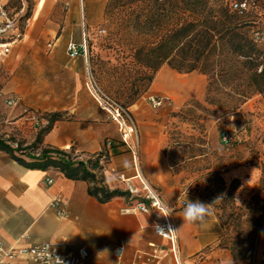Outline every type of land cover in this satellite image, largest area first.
Listing matches in <instances>:
<instances>
[{"label":"crops","instance_id":"0c3cea01","mask_svg":"<svg viewBox=\"0 0 264 264\" xmlns=\"http://www.w3.org/2000/svg\"><path fill=\"white\" fill-rule=\"evenodd\" d=\"M62 1L32 0V9L26 16V0H21L22 6L18 9L11 5L13 0H2L6 7L20 11L23 36L11 45L10 53L0 62L1 129L10 137V142L25 147L46 126L48 114L61 113L63 117L43 135L41 148L60 149L82 161L103 150L110 155V165L123 169L132 182L140 186V180L144 179L153 186L146 179L149 167L141 166L139 148L142 160L149 162L158 158L160 145L151 146L146 140L140 146L136 140V154H133L123 143L121 126L88 88L86 75L90 70V59L88 51L84 55L81 50L86 33L79 22L67 21L58 15V3ZM70 42L79 50L76 57H70L67 52ZM167 76L168 71L162 68L154 77L150 92L151 88L166 90L170 85ZM158 77L166 81L164 87L155 85ZM155 96L150 94L147 99ZM11 97L18 99L16 105L6 103ZM149 106L153 107L151 103ZM133 107L139 113L145 109L149 111L142 101L127 109ZM31 112L42 118L40 126L29 119ZM125 132L134 145L128 127ZM111 145L115 146L114 150ZM22 157L27 159L26 155ZM47 178H52L53 183L47 184ZM87 188V182L68 179L53 168H27L0 150V241L5 247L52 242L58 245L61 253H74L85 248L89 257L82 264H131L137 251L150 250V243L167 250L159 264L239 262L232 258L229 250L218 245L219 223L213 210L203 224L183 221L179 199H199L207 203L197 194L182 196L168 185L159 192L162 202L175 209L172 213L176 225L173 251L170 242L154 232L155 219L151 214L124 211L128 202L123 198L100 203L88 194ZM55 196L65 202V217H59L49 206ZM120 240L125 246L121 258H117L114 249Z\"/></svg>","mask_w":264,"mask_h":264},{"label":"rangeland","instance_id":"374dc122","mask_svg":"<svg viewBox=\"0 0 264 264\" xmlns=\"http://www.w3.org/2000/svg\"><path fill=\"white\" fill-rule=\"evenodd\" d=\"M107 1L63 0L58 3V15L79 22L85 30L95 87L126 107L137 85V64L128 35L105 16ZM248 1L243 17L250 19L249 34L257 48L264 50V34L258 30L264 27V0ZM32 4V0H26V9L31 10ZM11 5L18 9L22 3L13 0ZM162 68L168 71L167 89L151 88L150 92L151 83L129 105L142 101L149 111L126 109L130 115L128 125L139 145L146 140L151 146L160 145L158 158L149 162L142 160L139 148L141 166L149 167L146 179L160 193L168 185L182 196L194 193L208 204L215 202L212 210L219 223L218 245L228 250L226 247L236 242L239 251L252 242V256L237 264H264V211L253 233L257 210L264 205V92L243 100L234 92L238 84L245 82L238 76L219 75L229 80V86L219 90L213 85L207 91L210 75L198 70L178 73L164 64L154 77ZM165 83L158 77L155 85L164 87ZM150 94L162 99L159 107L149 106ZM106 160L104 169L111 162L108 156ZM105 179L111 185L118 184L110 174ZM133 184L139 187L135 181Z\"/></svg>","mask_w":264,"mask_h":264},{"label":"trees","instance_id":"16d2710c","mask_svg":"<svg viewBox=\"0 0 264 264\" xmlns=\"http://www.w3.org/2000/svg\"><path fill=\"white\" fill-rule=\"evenodd\" d=\"M242 3L244 8H232L234 4ZM248 3V0H108L105 16L128 35L137 64L134 79L137 85L135 83V91L128 98L126 107L149 88L155 73L164 64L178 73L198 70L210 75L212 79L207 91L213 85L219 90L229 86V80L218 78L220 75L244 79L245 82L234 89L243 100L253 93L264 92V50L257 48L256 40L247 29L252 24L250 19H245L247 15L243 17ZM28 14L29 10L26 16ZM258 30L264 34V27ZM147 35L151 38L143 39ZM87 51L89 56V44ZM62 117L61 113L48 114L46 126L30 145L23 147L18 142H10L11 139L0 140V150L27 168H53L68 179L87 182L88 194L100 203L114 198L127 201L129 194L126 191L117 186L111 188L106 183L103 164L107 156L110 159L108 153L102 150L97 156L82 161L60 149L40 147L43 135ZM110 148L114 150L115 146ZM262 211L264 205L257 210L253 233L259 228ZM252 246L251 242L238 251L237 243L232 242L226 248L234 260L241 261L252 256Z\"/></svg>","mask_w":264,"mask_h":264},{"label":"built area","instance_id":"2783aa9c","mask_svg":"<svg viewBox=\"0 0 264 264\" xmlns=\"http://www.w3.org/2000/svg\"><path fill=\"white\" fill-rule=\"evenodd\" d=\"M244 8L242 5L234 4L232 8ZM19 12L13 8H8L0 0V62L10 53L11 45L19 41L23 36V31L20 26ZM81 50L83 54H86L87 44L86 41H82ZM67 52L70 57H76L79 50L76 44L70 42L67 45ZM88 88L92 93V96L98 101V103L105 108L111 115V117L121 126L122 128V141L128 147L129 151L136 154V141L132 145L127 139L125 127H128L131 134H133V128L128 125L130 115L128 111L124 110L113 100L109 99L93 84V75L89 70L86 75ZM153 107H159L162 104V99L158 97H150L149 99ZM18 99L11 97L7 99L8 105H16ZM29 119L36 126L42 124V118L36 112H31L28 116ZM1 123H0V140L7 141L6 136L1 134ZM135 138V137H134ZM136 140V138H135ZM13 147L16 144H12ZM103 174L106 178V174L115 176L118 184L111 185L106 179V183L112 187H119L126 191L129 196L127 198L128 206L124 211H141L143 213L151 214L154 219L153 229L154 232L166 239L171 244V250L174 251L176 244V225L172 216L163 217L160 213L161 207V196L156 188L140 180V186L137 187L133 184L132 179L127 176L123 171L116 169L109 163V168L103 170ZM47 184H52L53 179L47 178ZM185 200L179 199V205L184 208ZM49 206L55 211L59 217L66 216L65 202L60 196H55L51 199ZM124 241H118L114 255L117 258H121L124 252ZM149 251H137L134 254L131 264H159L160 260L167 254V250L161 245L155 243L149 244ZM89 257V252L85 248H79L76 252L61 253L58 245L52 242H43L33 246H21V247H5L0 241V264H82Z\"/></svg>","mask_w":264,"mask_h":264},{"label":"clouds","instance_id":"9594fccd","mask_svg":"<svg viewBox=\"0 0 264 264\" xmlns=\"http://www.w3.org/2000/svg\"><path fill=\"white\" fill-rule=\"evenodd\" d=\"M217 200H219V198ZM214 203L207 204L200 201L199 199L195 201L186 199L182 211L183 221L187 224L205 223L207 217L212 213V205ZM159 211L162 213L161 216L169 217L172 216V213L175 211V209L173 206H170L169 203L162 202Z\"/></svg>","mask_w":264,"mask_h":264},{"label":"bare ground","instance_id":"6f19581e","mask_svg":"<svg viewBox=\"0 0 264 264\" xmlns=\"http://www.w3.org/2000/svg\"><path fill=\"white\" fill-rule=\"evenodd\" d=\"M144 180V179H143ZM144 182L146 183V181L144 180ZM147 184V183H146Z\"/></svg>","mask_w":264,"mask_h":264}]
</instances>
